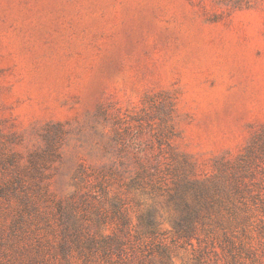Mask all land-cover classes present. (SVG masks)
Segmentation results:
<instances>
[{"label": "rangeland", "instance_id": "rangeland-1", "mask_svg": "<svg viewBox=\"0 0 264 264\" xmlns=\"http://www.w3.org/2000/svg\"><path fill=\"white\" fill-rule=\"evenodd\" d=\"M224 175L241 190L223 205L174 196ZM137 188L167 198L170 227ZM58 202L84 227L69 262ZM116 235L123 251L86 259ZM30 255L264 264V0H0V264Z\"/></svg>", "mask_w": 264, "mask_h": 264}, {"label": "trees", "instance_id": "trees-1", "mask_svg": "<svg viewBox=\"0 0 264 264\" xmlns=\"http://www.w3.org/2000/svg\"><path fill=\"white\" fill-rule=\"evenodd\" d=\"M234 179L235 183L232 181ZM237 183L238 182L236 181V178L232 177L228 179V177L225 175L222 176L220 180H212L209 184H196L190 180H187L177 185L174 196H176V198H180L182 202H184V206L189 209V212H194L197 211L199 207L205 205L211 206L219 203L223 205L225 200H230L232 196L240 193L241 188L239 185H237ZM188 194L192 197V204L188 203V200L186 199ZM23 199L26 201V203L21 206L22 212L18 211V217L25 214L30 220L31 218L28 215L35 213L33 209L36 207V205L32 206V204L29 203L31 200H29V197L26 195H24ZM41 213L42 211L40 210L38 214ZM51 216L53 219H56L57 216L58 226L61 230L60 235L62 236L59 244L62 245L61 250L64 252V260L69 262V257L66 253L68 250L79 248V246H77V242L82 236L84 227L78 221V212L74 206V203L64 204L62 202H58L56 206V213L51 212ZM41 217L45 218V221L50 220V215L48 217L47 212H43ZM142 222H144L142 223L143 225H141L142 229H140L138 233L150 235L155 234L156 226L152 219ZM16 224H18V221H13L12 227H14ZM124 224H126V222L122 220L121 225H119L122 226V228L119 229L120 231H123ZM177 225L180 227L182 226L181 222H178ZM88 239V246L86 247L88 249V253H85L84 255L86 259L92 258V261L106 260L113 252L124 250L123 246L125 245V242L123 239H121V237H119V235H116L110 239L97 240L94 236H90ZM82 250L83 249H81L79 253H81ZM40 258V255H30L23 263L35 264L40 260Z\"/></svg>", "mask_w": 264, "mask_h": 264}, {"label": "clouds", "instance_id": "clouds-1", "mask_svg": "<svg viewBox=\"0 0 264 264\" xmlns=\"http://www.w3.org/2000/svg\"><path fill=\"white\" fill-rule=\"evenodd\" d=\"M133 196L142 209V213L150 211L153 213L154 220L163 228L170 227L168 218L171 210L167 205V198L161 194L137 188L133 191Z\"/></svg>", "mask_w": 264, "mask_h": 264}]
</instances>
